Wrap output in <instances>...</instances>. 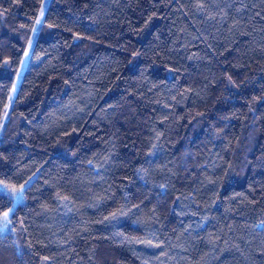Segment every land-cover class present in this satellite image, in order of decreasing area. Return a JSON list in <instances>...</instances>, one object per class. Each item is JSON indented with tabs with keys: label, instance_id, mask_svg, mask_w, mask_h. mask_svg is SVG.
<instances>
[{
	"label": "trees",
	"instance_id": "1",
	"mask_svg": "<svg viewBox=\"0 0 264 264\" xmlns=\"http://www.w3.org/2000/svg\"><path fill=\"white\" fill-rule=\"evenodd\" d=\"M43 1L0 0V126ZM13 193L0 264H264V0H49Z\"/></svg>",
	"mask_w": 264,
	"mask_h": 264
},
{
	"label": "snow or ice",
	"instance_id": "2",
	"mask_svg": "<svg viewBox=\"0 0 264 264\" xmlns=\"http://www.w3.org/2000/svg\"><path fill=\"white\" fill-rule=\"evenodd\" d=\"M44 16V11L41 9L40 12V17L37 18L36 24L40 25L42 23V18ZM33 31H36V29H33ZM31 47V45H29ZM25 61H22L21 64L22 66L26 62V60L29 58V53H25ZM7 63V61H5ZM229 79H231L229 77ZM7 115V114H5ZM24 191V186L22 185L19 189V193H22ZM23 197L19 195L18 193H13L9 198H8V203L5 204L3 201H0V209H6L2 212H0V233H3L4 231L7 230L8 224L11 223L10 217L14 216L17 209L15 207L16 204L20 203L22 201ZM12 205V206H9ZM151 243V242H149ZM158 247V245H157ZM47 259V258H46Z\"/></svg>",
	"mask_w": 264,
	"mask_h": 264
},
{
	"label": "rangeland",
	"instance_id": "3",
	"mask_svg": "<svg viewBox=\"0 0 264 264\" xmlns=\"http://www.w3.org/2000/svg\"><path fill=\"white\" fill-rule=\"evenodd\" d=\"M48 2H49V0H44V1H43V4H42V7H41V9H43V11H44V14H45V12H46V9H47V6H48ZM40 12H41V10H40ZM40 12H39V15H38L37 18L40 17ZM43 17H44V16H43ZM42 20H43V18H42ZM39 26H40V25L35 24V28H34V29H36V31H33V34H32V36H31V40H30V43H29V45H31V47H29V45H28L27 50H26V52L29 53V57H30V54H31V51H32L33 45H34V43H35V40H36V38H37V34H38V30H39ZM26 52H25V53H26ZM22 61H25V55H24ZM28 61H29V58L26 60V62L24 63L23 66H22V64L19 66V69H18V71H17V73H16V77H15V81H14V84H13L12 92H11V95H10V98H9V102L7 103V106H6V109H5V113H4V115H3V119H2V122H1V126H0V131H1V132H2V128H3L4 122L6 121L7 116H8V113H9L10 108H11V101H12V99H13V97H14V95H15L17 89H18V86H19V84H20V81H21V79H22V76H23V74H24V71H25V69H26V67H27V65H28ZM5 114H7V115H5ZM1 132H0V133H1Z\"/></svg>",
	"mask_w": 264,
	"mask_h": 264
}]
</instances>
